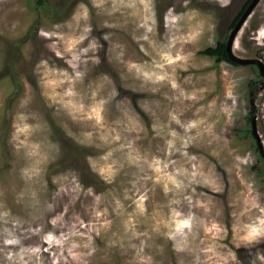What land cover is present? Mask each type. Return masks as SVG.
I'll use <instances>...</instances> for the list:
<instances>
[{
	"label": "rangeland",
	"instance_id": "1",
	"mask_svg": "<svg viewBox=\"0 0 264 264\" xmlns=\"http://www.w3.org/2000/svg\"><path fill=\"white\" fill-rule=\"evenodd\" d=\"M42 2L0 0V264H264V0L256 62L205 52L254 0Z\"/></svg>",
	"mask_w": 264,
	"mask_h": 264
},
{
	"label": "water",
	"instance_id": "2",
	"mask_svg": "<svg viewBox=\"0 0 264 264\" xmlns=\"http://www.w3.org/2000/svg\"><path fill=\"white\" fill-rule=\"evenodd\" d=\"M257 2V0H254V2L246 9V11H245V13H244V15H243V17L240 19V21L238 22V24H237V26H236V28H235V30H234V32H232V34H231V36H230V39H229V41H228V43H227V45H226V53H227V55H228V57L231 59V60H234V61H236V62H256V61H253V60H245V59H242V58H239V57H236V56H233L232 55V53H231V50H230V46H231V43H232V40H233V36H234V34H235V31H236V29L239 27V25L242 23V21L244 20V17L246 16V15H248L249 14V12L251 11V9H252V7L254 6V4ZM260 70H261V72L263 71V67H262V65H260V68H259ZM262 74H263V72H262ZM254 131V130H253ZM255 132V131H254Z\"/></svg>",
	"mask_w": 264,
	"mask_h": 264
},
{
	"label": "trees",
	"instance_id": "3",
	"mask_svg": "<svg viewBox=\"0 0 264 264\" xmlns=\"http://www.w3.org/2000/svg\"><path fill=\"white\" fill-rule=\"evenodd\" d=\"M37 3L41 5L43 2L42 0H37ZM206 54L211 55V56H216L218 59L228 61V55L226 53L225 45L219 44L218 47L216 48H209L206 51Z\"/></svg>",
	"mask_w": 264,
	"mask_h": 264
}]
</instances>
